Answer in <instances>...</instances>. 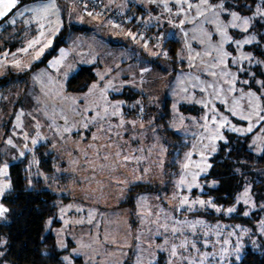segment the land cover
Segmentation results:
<instances>
[{
  "label": "rangeland",
  "instance_id": "obj_1",
  "mask_svg": "<svg viewBox=\"0 0 264 264\" xmlns=\"http://www.w3.org/2000/svg\"><path fill=\"white\" fill-rule=\"evenodd\" d=\"M97 2L106 10L132 15L145 33L117 26L111 15L87 11L81 0H55V9L46 17L26 12L27 22L44 33L39 44L24 52L21 49L28 48L29 40L22 43L14 37L0 43V48L10 50L4 58L0 55V75L9 69L28 71L24 79L16 78L5 87L0 84V168L8 165V176H0V184H11L10 164L29 154V186L33 179H42L57 196L58 223L51 225L50 219L47 225L65 252L63 259L68 258L66 264H199L205 253L209 255L204 264H237L248 250L264 246V196L257 199L252 185L245 183L233 203H224L211 194L219 182L209 174L211 157L229 134L247 137L255 153L264 149V120L255 114L257 103L264 109V90L254 82L264 80V63H257L264 62V42L251 30L254 19L247 33L227 29L233 39L255 35L260 40L255 50L250 45L240 50L224 41L218 27L231 21L230 12L250 15L229 11L224 0L227 11L215 7L221 0H208L207 5L188 0L191 8L184 0ZM6 22L0 21L2 33L9 32ZM65 27V44L49 59L50 66L30 70ZM169 38L179 41L177 58L167 53ZM49 41L51 46L37 59ZM13 42L16 45L11 49ZM241 51L254 59L242 62L246 71L237 72L232 60ZM223 52L231 54L224 58L226 68L219 63ZM85 65L93 66L94 80L85 90H67L70 76ZM225 71L237 77L234 83ZM128 88L139 95L134 99L121 96ZM249 92H255L259 101ZM117 103L119 108H113ZM225 117L230 123L218 129ZM232 126L241 131H230ZM166 127L183 140L168 139L163 132ZM217 129L224 139L217 138ZM41 144H48V152H53L51 173L34 157ZM168 144L177 148L172 155ZM180 146L185 148L180 150ZM135 185L154 189L133 193ZM188 185L199 187L189 190ZM245 188L250 189L248 197L243 196ZM8 190L0 196L6 208L3 198ZM185 196L189 203L211 200L213 206L197 204L189 211L187 206L179 207ZM245 199L249 202L244 203ZM229 208L235 211L229 213ZM90 213L92 223H88ZM255 214L253 220L248 218ZM8 220L7 212L0 225ZM165 224L167 230L162 227ZM181 243L186 247L180 248ZM173 245L176 257L170 255ZM7 247L8 238L0 228V264H10Z\"/></svg>",
  "mask_w": 264,
  "mask_h": 264
},
{
  "label": "trees",
  "instance_id": "obj_2",
  "mask_svg": "<svg viewBox=\"0 0 264 264\" xmlns=\"http://www.w3.org/2000/svg\"><path fill=\"white\" fill-rule=\"evenodd\" d=\"M260 0H224L229 11L236 10L242 14L253 16L256 6ZM247 5V6H246ZM103 7V6H102ZM106 10V9H105ZM109 13H116L117 17L111 20L117 26H125L128 30L144 34V27L134 21L132 15L120 14L116 11L107 10ZM107 14L110 16V14ZM7 20V17L5 18ZM75 27V26H74ZM80 29V27H78ZM251 30L264 36V18L254 17ZM67 28H62L56 36L53 47L47 51L43 57L36 61L30 70L40 66H50L49 59L58 53L60 47L65 44L64 34ZM16 38V36H15ZM5 40V39H4ZM264 42V40H262ZM15 43L11 47H15ZM167 53L173 58H177L179 41L169 38L167 41ZM258 44L254 43L249 48L254 50ZM7 47V46H6ZM28 71L7 70L0 75V84L9 85L16 78H25ZM92 65L82 66L78 71L70 76L67 82V90L80 91L87 88L95 78ZM121 96L128 99L136 98L139 93L131 89H126ZM132 99V100H133ZM169 116L166 112L165 119ZM163 132L168 139L180 134L172 129L163 128ZM182 139V138H181ZM183 140V139H182ZM185 146H180V150ZM177 149L168 144V154L172 155V150ZM34 157L38 158L41 168L47 172L54 171L53 152H48V144H41L35 150ZM29 154L23 159L13 162L9 166V177L11 187L5 194L3 200L8 206L9 220L3 222L0 228L8 238L6 259L10 264H66L63 259L65 253L56 243V236L48 228V221L51 225L58 223L57 219V196L53 190L46 188L42 179H33L32 184H28ZM212 168L210 176L216 179L219 184L212 188L211 194L219 201L233 203L237 193L243 188L245 183H250L256 194V198L264 196V149L262 153H255L250 147L248 138L229 134L226 141L221 142L217 152L211 157ZM151 186L141 185L131 188V192L153 190ZM239 219V216H237ZM250 220L256 218L248 217ZM50 225V224H49ZM237 264H264V246L259 250L250 249L244 253L242 259Z\"/></svg>",
  "mask_w": 264,
  "mask_h": 264
},
{
  "label": "snow or ice",
  "instance_id": "obj_3",
  "mask_svg": "<svg viewBox=\"0 0 264 264\" xmlns=\"http://www.w3.org/2000/svg\"><path fill=\"white\" fill-rule=\"evenodd\" d=\"M19 2H20V0H0V19H3L4 17H7L8 14L10 12H12L13 9H16ZM184 2L185 3H188V0H184ZM201 3L207 5L208 4V0H201ZM192 6L193 5L191 3H188V7L189 8H191ZM208 7L210 9L213 8L212 5H208ZM215 7H218L221 11H227L224 8L223 0H221V3L219 5H216ZM54 9H55V0H50L49 3H44V4L40 5L38 8H28V7H25L23 9V12H33L37 16L46 17L48 15V13L51 10H54ZM23 12L17 11L15 13H13V17H15L17 15H23ZM200 14L203 15V13H200ZM229 14L231 15V18H232L231 21L227 25H223L222 27H218V31L220 32V35L222 37H224V41L225 42L234 44L237 49L242 50L245 45H251L253 43L259 44L260 43V40H264V36H261L260 37V40H258L255 35H249V36H246V37H244L242 39H233V37L232 36H229L228 35V32H227V29L229 27L238 29L241 32H245V33L249 32V29L251 27V23H252V20L254 19V17L264 18V0H260V3L255 8V11L253 13V16H241L240 14H238L235 11L230 12ZM218 15H219V13H217V16ZM9 22L14 24L16 21L13 18ZM41 27H43V25H41ZM40 35L43 36L44 33L41 32ZM39 43H40V40L39 39L32 40V41L29 42L28 48L21 49V51L27 52L28 49L33 48L35 45H37ZM50 46H51V41H49L47 44H45L39 50V52L36 55V58L38 59L40 57V55L43 54L44 48L50 47ZM221 48H222V45H221ZM5 55H7V54H5ZM61 55L62 56L64 55V50L63 49H61ZM229 56H231L230 53L223 52V57H221L220 60H219V63L221 65H224L225 68L227 67V65L225 64L224 58L225 57H229ZM253 59H254V57L250 53H244L243 51H241L240 52V55L238 57L233 58L232 62L237 65V72H241V71H246L245 68L241 67L242 62H244V61L251 62V61H253ZM53 63H59V61H54ZM257 63H264V62L257 61ZM212 75H215V73L213 72ZM224 75L231 76V79H232V82L233 83L237 79V77L235 75H233L232 73L227 72V71L224 72ZM252 75L255 76L254 73H252ZM101 79H103V77H101ZM254 82L257 83L260 86V89L264 90V80H254ZM243 83L247 84V83H249V81L244 80ZM96 87H97V85H92V88H96ZM230 90H232V89H230ZM105 91H106V89H105ZM248 95L250 97H255V99L257 101H259V99H260L259 96H256V93L255 92H249ZM112 107L115 108V109H118L119 108V103H117L115 105H112ZM262 111H264V109H262L260 107L259 103H257V105L255 107V114H256V116H257V118L259 120H264V115H261V112ZM112 114L113 115H118L119 113L118 112H113ZM233 114L235 115V113H233ZM241 118L242 119H247V117H243V116ZM17 119L19 120V117H17ZM207 119H208V117H205V120H207ZM212 122L213 123L216 122L215 121V117H213V121ZM121 123H123V122H121ZM229 123L230 122L227 120L226 117L223 118L222 122L218 125V129L225 127V125L226 124H229ZM17 126H19V125H17ZM218 129H217V138H219V139L222 140V139H224V137L222 135H220ZM229 130L230 131H233V132L241 131L240 129H237L235 126H232L231 128H229ZM66 131H67V129H66ZM247 131H249V132L252 131V125L251 124L249 125ZM7 143L9 145H12V140L9 139L7 141ZM36 143H37V140L36 139H33L32 140V144H36ZM213 151H215V148H213ZM20 155L23 156L24 153L21 152ZM118 155H119V153H118ZM191 155H192L191 153L186 154V159H189L190 160ZM105 159H107V157H105ZM125 159H128V157H125ZM197 167H199V165H197ZM208 167H210V165ZM184 168L187 169L188 168V164H184ZM201 171H205V169H201ZM196 175H199V173H197ZM0 176H3V177H7L8 176V165L6 163L4 164V166L2 168H0ZM194 180H195V176H194ZM184 183H185L184 178H181L180 185H183ZM192 186L199 187V185H188L189 190H191V187ZM10 187H11L10 182H6V183L0 184V196H3L4 195V192L6 190L10 189ZM249 191H250V189L245 188V191L243 193V196L244 197H248L249 196ZM237 202H239V199H238ZM248 202H249L248 199H245L244 200V203H248ZM197 204L200 205V206H202V207L205 206L206 204L209 205V206H213V202L211 200H209V201L194 200L191 203H189L188 197L185 196L180 201L179 207H185V206H187V210L192 211L193 210V205H197ZM262 207H264V206H262ZM216 210L217 211H220L221 209L217 208ZM8 211H9V209L6 208V207H4V205L2 203H0V218H3L4 215H5V213H7ZM77 211H82V209H77ZM233 211H235L234 208L227 209V212H229V213H231ZM244 214L245 215H248L247 212H245ZM67 223L68 222L65 221V224H67ZM77 223H83V221H77ZM88 223H92V214L91 213H90V218L88 220ZM196 223L199 224V223H203V222L202 221H197ZM162 227H164L165 230H167V225L166 224L165 225H162ZM193 227H195V225H193ZM172 232L173 233H176L177 232V229L176 228H172ZM157 234H159V232ZM105 239H107V238H105ZM166 243H167V241H166ZM225 243H227V241H225ZM179 247L180 248H185L186 247V243H181V245H179ZM192 247L195 248V244H192ZM236 252L239 253V246H237ZM0 255H2V253H0ZM170 255H171V257H176L177 256V246H175V245L172 246ZM208 255H209L208 253H205L201 257V259L199 261V264H204V260L207 259ZM212 255H215V254H212ZM67 259L68 258L65 257V260H67ZM237 259H239V256L238 255H237ZM170 264H171V261H170ZM189 264H193V262H189Z\"/></svg>",
  "mask_w": 264,
  "mask_h": 264
},
{
  "label": "crops",
  "instance_id": "obj_4",
  "mask_svg": "<svg viewBox=\"0 0 264 264\" xmlns=\"http://www.w3.org/2000/svg\"><path fill=\"white\" fill-rule=\"evenodd\" d=\"M41 2L44 3L43 0L32 1L31 3H30V1H27V0H20V2L17 5V8L13 9L12 12H10L7 16L8 23L6 22L5 25H6V30L9 29V32L6 33L7 32L6 31V32L2 33V31L0 30V43L2 45L13 40L15 35H16V38L19 39V41L22 43L25 41H28V40H29L28 42H30L31 38L33 40H36V39L40 40V38H39L40 33L36 32V30L33 28V26L27 22L26 15L28 16V14L26 12H23V9L25 7L29 8V6L32 4H38ZM17 11L23 12V15H17L15 17H13V13H15ZM5 18L6 17H4L3 19H5ZM13 18L16 21L14 24L9 22ZM3 19H0V21ZM74 26L75 25H73L72 28H78V27L82 28V26H76V27H74ZM32 28H33V31H31ZM11 49H13V47H11ZM0 50H1L0 55L2 56V58H4L6 56L5 53L9 54V52H10V50H8V48L6 46H4V49L2 46V48H0ZM0 62H1V59H0ZM0 74H1V72H0Z\"/></svg>",
  "mask_w": 264,
  "mask_h": 264
},
{
  "label": "built area",
  "instance_id": "obj_5",
  "mask_svg": "<svg viewBox=\"0 0 264 264\" xmlns=\"http://www.w3.org/2000/svg\"><path fill=\"white\" fill-rule=\"evenodd\" d=\"M82 4L85 6V8L90 9V11L97 12V13H103V14H108L107 10H105L101 4L97 2V0H81ZM112 18H116L117 14L116 13H109ZM116 23V22H115Z\"/></svg>",
  "mask_w": 264,
  "mask_h": 264
}]
</instances>
